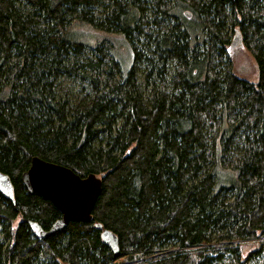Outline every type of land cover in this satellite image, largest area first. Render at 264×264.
<instances>
[{"label":"trees","instance_id":"trees-1","mask_svg":"<svg viewBox=\"0 0 264 264\" xmlns=\"http://www.w3.org/2000/svg\"><path fill=\"white\" fill-rule=\"evenodd\" d=\"M237 32L256 81L233 67ZM34 157L102 180L92 222L33 230L62 217L25 189ZM0 173V264L260 261L264 0H0Z\"/></svg>","mask_w":264,"mask_h":264},{"label":"water","instance_id":"water-1","mask_svg":"<svg viewBox=\"0 0 264 264\" xmlns=\"http://www.w3.org/2000/svg\"><path fill=\"white\" fill-rule=\"evenodd\" d=\"M188 16L191 15L188 13ZM243 46L240 32L236 33L234 48ZM22 181L26 191L39 194L52 202L60 211L62 217L49 231L43 230L36 223L29 224L42 237H48L64 231L70 223H90L93 221V210L102 194V180L94 175L82 177L72 169L34 157L30 168L23 174ZM0 187L4 192H10L9 179L0 173ZM102 238L110 248L115 258L120 256L118 237L109 230H103Z\"/></svg>","mask_w":264,"mask_h":264},{"label":"rangeland","instance_id":"rangeland-1","mask_svg":"<svg viewBox=\"0 0 264 264\" xmlns=\"http://www.w3.org/2000/svg\"><path fill=\"white\" fill-rule=\"evenodd\" d=\"M83 33L87 34L86 38L88 40H92V39H102L104 38V35L101 34L98 31H95L92 28H88L85 27L83 28V30H81ZM107 37H109L108 35H106ZM118 49H117V55L123 59L125 58L127 61L129 58V53H128V49L124 44L118 43ZM230 57L232 59L233 62V67L235 68L236 73L238 74V76L248 79V80H252V81H256L257 76H258V67L257 64L255 62V60L253 59L252 55L241 45H237L234 48H232V51L230 52ZM124 60V59H123ZM61 87L65 88L67 91L71 92V93H76L80 87L79 83L74 82L71 79H66L63 78L61 80ZM19 220L15 222L14 226H17ZM256 241H249V242H245L242 246L243 248V260L242 261H246L247 257L249 255V253L252 250H259L260 247L257 246L255 244ZM247 262V261H246ZM245 262V263H246ZM119 264H132V263H127L124 260H121L118 262ZM221 264H229V262H224ZM254 264H264V256L263 259H261L260 261H256Z\"/></svg>","mask_w":264,"mask_h":264}]
</instances>
